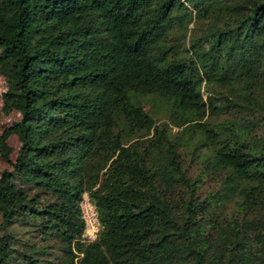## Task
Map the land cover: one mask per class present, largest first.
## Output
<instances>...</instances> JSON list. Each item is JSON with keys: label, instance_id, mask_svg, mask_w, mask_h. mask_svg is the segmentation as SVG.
<instances>
[{"label": "trees", "instance_id": "1", "mask_svg": "<svg viewBox=\"0 0 264 264\" xmlns=\"http://www.w3.org/2000/svg\"><path fill=\"white\" fill-rule=\"evenodd\" d=\"M0 77V264H264V0H0Z\"/></svg>", "mask_w": 264, "mask_h": 264}, {"label": "rangeland", "instance_id": "2", "mask_svg": "<svg viewBox=\"0 0 264 264\" xmlns=\"http://www.w3.org/2000/svg\"><path fill=\"white\" fill-rule=\"evenodd\" d=\"M5 85L3 79L0 77V95L4 91ZM1 97H0V134H2L3 130L13 121L18 118V114L16 112H11L9 115H5L1 112ZM10 144L16 148L18 145L17 139L13 136L10 139ZM7 167V163L0 158V171ZM81 208L83 213V218L86 222V229L83 234V238L85 240H93L98 232L99 225L97 222V215L94 207L88 200L87 195L83 196V200L81 202Z\"/></svg>", "mask_w": 264, "mask_h": 264}]
</instances>
